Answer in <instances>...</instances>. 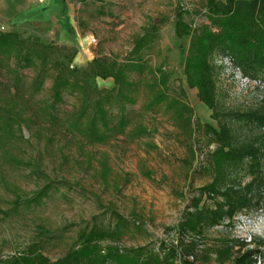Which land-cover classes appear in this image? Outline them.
I'll return each instance as SVG.
<instances>
[{
  "label": "rangeland",
  "instance_id": "1",
  "mask_svg": "<svg viewBox=\"0 0 264 264\" xmlns=\"http://www.w3.org/2000/svg\"><path fill=\"white\" fill-rule=\"evenodd\" d=\"M6 1V0H5ZM4 0H0V3ZM41 8L42 19L24 20L22 16ZM204 0H7L0 6V31L16 30L54 42L74 54L69 68L83 70L94 57H109L119 62L130 57L134 42L146 34L153 41L141 52L143 62L160 68L167 76V95L180 98L192 108V136L173 119L164 104L148 108L145 84L148 76L129 78L139 85L136 102L126 105L129 124L122 135H113L104 143H90L67 126L75 115L76 96L64 95L58 105L55 122L48 124L37 115L40 106L50 98L51 72L41 90L32 93L31 70L22 71L19 94L27 104L14 124V134L0 143V257L5 258L35 244L51 260L78 242L79 233L92 223H113L106 209L123 217L139 220V230L131 229L116 243L120 248L144 247L162 251V246L196 242L191 264H217L213 249L229 243L233 250L244 243L243 250L260 252L257 264L264 262V207L235 215L231 223L208 228L200 236L181 234L177 226L196 190L211 180L208 155L214 144L208 142L203 123L216 126L211 111L198 99L197 90L188 88L182 72L179 42L173 33L178 10L192 27L207 23ZM36 8V7H35ZM6 10V13L4 12ZM216 89L220 107L238 112L259 108L261 89L245 88L238 73L225 56L216 57ZM99 89L113 87L111 79H91ZM12 78L0 70V97L7 96L5 87ZM117 113L116 108L112 110ZM26 120L25 121H23ZM144 125L149 134L132 138L130 130ZM235 126L239 141L252 143L259 149L260 171L264 178V129L255 122ZM190 149L194 152L191 157ZM107 165L105 178L102 163ZM248 177L241 175L242 182ZM50 186L40 202L27 201ZM208 201L203 197L200 205ZM264 206V205H262ZM107 241L102 242L105 246Z\"/></svg>",
  "mask_w": 264,
  "mask_h": 264
},
{
  "label": "trees",
  "instance_id": "2",
  "mask_svg": "<svg viewBox=\"0 0 264 264\" xmlns=\"http://www.w3.org/2000/svg\"><path fill=\"white\" fill-rule=\"evenodd\" d=\"M204 1L207 23L193 28L184 19L185 12L178 10L173 25L186 86L197 90L199 101L211 111V118L216 122V126L198 123L208 142L215 146L206 166L211 180L196 190L177 226L179 233L193 237L224 222L231 223L240 212L264 207L259 149L252 143L239 141L234 126L255 122L264 129V97L259 101V108L250 112L220 107L213 61L225 56L231 67L237 68L243 76L264 81V0ZM153 39V34L137 38L130 57L123 62L94 57L85 69L77 70L69 68L74 54L69 56L65 47L37 36H23L16 30L0 31V70H5L12 78V86L5 87L8 95L0 97V143L14 134V124L18 125L17 119L25 111L27 102L19 94L24 70L34 72L30 84L32 93L41 90L51 72V100L38 108V117L53 124L64 95L73 94L77 105L67 126L90 143H104L113 135L125 133L129 124L125 107L136 102L135 93L139 89L138 83L129 78L131 74L151 78L145 84L149 95L147 107L164 104L166 110L172 112L173 119L192 136L195 131L193 111L184 102L185 89L179 88L180 98H170L166 93V74L142 61L141 52ZM91 79H111L113 87L99 89L91 85ZM113 108L117 111L115 115ZM129 134L139 138L149 134V130L138 124ZM189 151L193 158V150ZM106 173L107 165L103 162L101 176L105 178ZM241 175L247 176L248 181L243 183ZM49 190V185L44 186L27 205L40 202ZM203 197L208 203L200 205ZM106 211L113 223L87 225L79 233L77 244L56 260H51L32 244L22 252L0 257V264H191L189 257L194 258L196 242L194 239L184 242L181 236L175 244H164L162 251H147L144 247L120 248L116 243L121 236L131 229L139 230L142 224L111 208ZM105 241L108 244L102 246ZM239 245L237 250L229 243L213 249L214 261L217 264H257L260 252L255 248L243 250L245 244ZM258 246H264V240Z\"/></svg>",
  "mask_w": 264,
  "mask_h": 264
},
{
  "label": "built area",
  "instance_id": "3",
  "mask_svg": "<svg viewBox=\"0 0 264 264\" xmlns=\"http://www.w3.org/2000/svg\"><path fill=\"white\" fill-rule=\"evenodd\" d=\"M229 66L230 63H229ZM234 71L238 73V79L240 80V83L242 84L243 87L245 88H251V89H261L262 94H264V81H262L259 78H248L243 76L240 71L237 68H234ZM264 96H260V99H262Z\"/></svg>",
  "mask_w": 264,
  "mask_h": 264
},
{
  "label": "crops",
  "instance_id": "4",
  "mask_svg": "<svg viewBox=\"0 0 264 264\" xmlns=\"http://www.w3.org/2000/svg\"><path fill=\"white\" fill-rule=\"evenodd\" d=\"M7 1V0H6ZM5 0H4V2H2V3H0V6H1V8H3V10H4V8H5V2H6ZM40 3L38 2L36 5H33L34 6V9L33 10H30L29 11V14H26L27 16H25V14L22 16V18L24 19V20H28V19H34V18H37V19H42V16H41V12H42V10H41V8H37L38 6L37 5H39ZM36 7V8H35ZM5 13H6V10L4 11Z\"/></svg>",
  "mask_w": 264,
  "mask_h": 264
}]
</instances>
